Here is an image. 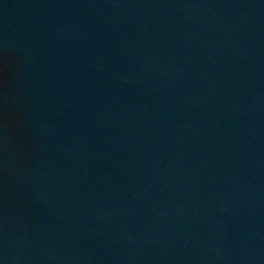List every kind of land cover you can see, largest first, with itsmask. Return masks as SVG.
<instances>
[{"label": "water", "instance_id": "95a60500", "mask_svg": "<svg viewBox=\"0 0 264 264\" xmlns=\"http://www.w3.org/2000/svg\"><path fill=\"white\" fill-rule=\"evenodd\" d=\"M0 264H264V0H0Z\"/></svg>", "mask_w": 264, "mask_h": 264}]
</instances>
